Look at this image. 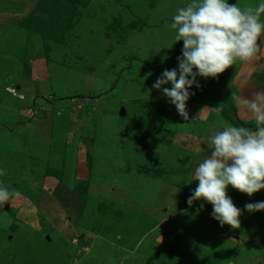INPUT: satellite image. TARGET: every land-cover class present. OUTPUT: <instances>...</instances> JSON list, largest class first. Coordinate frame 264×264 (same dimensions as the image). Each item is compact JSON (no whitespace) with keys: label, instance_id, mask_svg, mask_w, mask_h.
Masks as SVG:
<instances>
[{"label":"rangeland","instance_id":"obj_1","mask_svg":"<svg viewBox=\"0 0 264 264\" xmlns=\"http://www.w3.org/2000/svg\"><path fill=\"white\" fill-rule=\"evenodd\" d=\"M188 2L0 0V185L18 193L0 204V264H264V211L221 227L210 204L186 203L211 137L254 130L234 98L264 90V44L198 77L185 121L151 85L177 66L167 25ZM228 195L242 210L264 201Z\"/></svg>","mask_w":264,"mask_h":264},{"label":"clouds","instance_id":"obj_2","mask_svg":"<svg viewBox=\"0 0 264 264\" xmlns=\"http://www.w3.org/2000/svg\"><path fill=\"white\" fill-rule=\"evenodd\" d=\"M262 13L264 0H259L254 9L242 8L237 2L230 4L228 0H189L177 8L167 27L176 43L183 42L181 54L176 57L177 66L165 69L151 88L160 91L177 113L189 120L186 105L195 95L191 89L201 87L198 77L218 78L226 69L260 53L264 44ZM234 99L254 117V130L230 125L211 137V151L194 169L192 182L198 183L186 203L192 206L195 201H202L200 209L210 204V216L221 227L238 228L242 211H264V201L247 203L242 210L228 195L229 188L249 197L264 189V90ZM5 171L0 168V176ZM16 195L0 185V204Z\"/></svg>","mask_w":264,"mask_h":264},{"label":"bare ground","instance_id":"obj_3","mask_svg":"<svg viewBox=\"0 0 264 264\" xmlns=\"http://www.w3.org/2000/svg\"><path fill=\"white\" fill-rule=\"evenodd\" d=\"M25 2H27V0H25ZM93 171H94V172H93V175H94V176H97L98 178H101L100 180H102L103 177H104V178L107 177V176H106L107 173L105 172V167H102V165H99V164H98V165H95ZM111 173H112V172H111ZM25 178H26V177H25ZM24 180H25V179H24ZM102 181H103V180H102ZM25 184H26V182H25ZM99 184H100V183H99ZM25 186H26V185H25ZM25 188H27V186H26ZM99 190H100V189H99ZM99 190H98V192H99ZM24 192H25V191H24ZM25 193H26V192H25ZM114 201H115V200H114ZM122 201H123V200H122ZM132 202H133V201H132ZM88 203H89V202H86L85 204H82V205L79 207V210H78V211L82 212L81 209H82V210H85V211H86L87 209H89V207H90V203H89V204H88ZM29 204H30V203H29ZM127 204H128V203H127ZM132 204H133V203H132ZM129 205H131V204L129 203ZM125 207H126V206H125ZM130 207H131V206H130ZM130 207H129V208H130ZM27 208H28V206H27ZM126 208H128V207H126ZM136 209H137V208H136ZM136 209H135V210H136ZM121 212L123 213V210H122ZM141 213H142V212H141ZM136 216H137V215H136ZM80 217H81V216H80ZM80 217H79V218H80ZM124 218H125V217H124ZM126 218H127V217H126ZM23 221H24V220H23ZM23 221H22V222H23ZM76 221H77V223H78V220H75L74 222H76ZM89 221H90V220H89ZM88 223H89V222H88ZM130 224H132V222H131ZM82 225H83V224H82ZM23 226H24V225H23ZM23 226H22V227H23ZM89 227H90V224H89ZM26 228H27V227H26ZM87 228H88V227H87ZM87 228H86V229H87ZM90 228H91V227H90ZM90 228H89V229H90ZM29 229H30V228H29ZM25 230H26V229H25ZM32 230H33V229H32ZM32 230H31V231H32ZM33 233H34V232H33ZM27 234H28V233H27ZM27 234H26V235H27ZM162 235H163V234H162ZM33 239H34V238H32V240H33ZM155 245H156V244H155ZM157 246H159V243H158ZM155 247H156V246H154V248H155ZM60 248H61V247H60ZM94 249H95V248H94Z\"/></svg>","mask_w":264,"mask_h":264},{"label":"trees","instance_id":"obj_4","mask_svg":"<svg viewBox=\"0 0 264 264\" xmlns=\"http://www.w3.org/2000/svg\"><path fill=\"white\" fill-rule=\"evenodd\" d=\"M88 154V157L90 156L89 153ZM86 163L88 164V168H90V157L86 160Z\"/></svg>","mask_w":264,"mask_h":264},{"label":"water","instance_id":"obj_5","mask_svg":"<svg viewBox=\"0 0 264 264\" xmlns=\"http://www.w3.org/2000/svg\"><path fill=\"white\" fill-rule=\"evenodd\" d=\"M8 202V201H7ZM7 202L3 203V204H6Z\"/></svg>","mask_w":264,"mask_h":264},{"label":"built area","instance_id":"obj_6","mask_svg":"<svg viewBox=\"0 0 264 264\" xmlns=\"http://www.w3.org/2000/svg\"><path fill=\"white\" fill-rule=\"evenodd\" d=\"M19 97H21V95Z\"/></svg>","mask_w":264,"mask_h":264}]
</instances>
